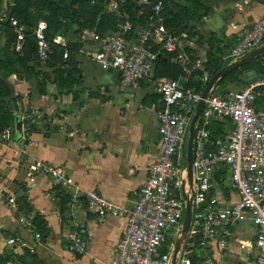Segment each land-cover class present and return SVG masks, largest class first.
<instances>
[{
  "label": "crops",
  "instance_id": "crops-1",
  "mask_svg": "<svg viewBox=\"0 0 264 264\" xmlns=\"http://www.w3.org/2000/svg\"><path fill=\"white\" fill-rule=\"evenodd\" d=\"M172 1L180 7L186 4ZM199 2V12L204 7L207 11L197 20L180 19L181 31L174 32L186 33L180 39L189 51L188 60L197 59L195 66L204 65L209 51L232 44L242 27L264 13V0ZM185 23L193 25L190 31L183 29ZM94 44L81 42L70 60L44 69L51 76L45 93L16 73L6 76L11 93L5 103L15 124L17 114L21 120L20 131L14 125L0 133V257L8 258L6 264H110L112 246L126 218L85 212L84 203L69 198V186L51 176L47 165H61L81 187L96 188L115 204L132 206L148 165L157 156L160 132L151 108L155 87L148 80L137 87L124 85L117 70L102 68L86 54ZM204 67L200 77L208 75ZM55 68L62 72L61 86L54 80ZM229 177V172L214 175L213 190L233 201L238 195ZM75 218L86 224L87 247L82 253L69 240ZM256 232L251 218L238 220L222 233L227 246L220 249L214 240L207 254L222 264L245 258L253 248L240 243L250 242ZM9 235L17 243H7Z\"/></svg>",
  "mask_w": 264,
  "mask_h": 264
},
{
  "label": "built area",
  "instance_id": "built-area-1",
  "mask_svg": "<svg viewBox=\"0 0 264 264\" xmlns=\"http://www.w3.org/2000/svg\"><path fill=\"white\" fill-rule=\"evenodd\" d=\"M137 2L151 4V12L143 23L134 24L132 15L121 9L114 29L90 33L89 41L95 44L85 51L102 68L117 70L124 85L137 87L140 81L148 80L159 93L157 101L151 104L160 132L157 156L148 165L147 177L138 188L134 204L117 205L98 189L81 187L61 165H47V169L57 181L69 186V198L83 202L85 212L99 217L120 215L126 218L124 229L112 246L110 264H170L189 195L192 196V217L178 250V264L190 262V244L194 238L204 250V264H222L207 254V248L216 240L219 248L224 249L227 240L222 233L227 232L228 225L246 217L257 225V232L250 242H241L240 246L252 247L253 251L248 250L245 258L226 264H264V75L226 94L210 90L203 98L195 122L190 184L185 141L208 75L201 77L202 88L197 90L183 87L179 77L153 76L155 60L162 50L176 51L173 61L188 62L180 39L186 33L178 35L165 26L160 14L162 0ZM9 21L16 32L14 48L20 49L24 25L14 15L9 16ZM45 27V21L40 20L33 28L37 55L42 61L50 52ZM235 37V43L222 53V62L237 59L264 42V13L252 24L242 27ZM52 42L63 47L62 57L66 58L69 49L65 38L56 34ZM223 119H229L232 127L222 136L212 138L210 126ZM225 163L230 168V186L238 195L233 201L213 190L215 171ZM85 229V221L75 218L69 240L79 253L87 247ZM35 235L37 241L42 240L39 231ZM6 242L15 244L17 239L9 235Z\"/></svg>",
  "mask_w": 264,
  "mask_h": 264
},
{
  "label": "trees",
  "instance_id": "trees-1",
  "mask_svg": "<svg viewBox=\"0 0 264 264\" xmlns=\"http://www.w3.org/2000/svg\"><path fill=\"white\" fill-rule=\"evenodd\" d=\"M76 1L77 0H71L72 3H75ZM155 1L157 0H151V2ZM21 2V0H17L11 6V10L12 12H14L11 13V15L17 17L19 23L24 25V40L20 49H15L12 45L13 40L16 38V32L13 30L12 26L10 25L6 29L0 27V133L6 127H14L15 125L14 115L5 103L7 101L6 97L11 93V88L6 81V76L10 73H16L19 77L31 80L35 83L37 90L40 93L46 92L47 80H50L51 78L50 74L47 71L39 68L42 65L43 61L37 55V41L33 33V28L37 24V22H33L35 17L28 9L27 5ZM162 2L163 7L160 11V14L163 16L165 26L173 32L181 31L180 28H177V25L179 24L178 21L180 19L197 20L202 16L203 13L207 11V8L204 7V11L199 12L200 7L202 6V3H200L199 0H186V4L181 7L176 5V1L162 0ZM119 4H121L120 6L122 10H126L132 15L134 24L143 23L146 16L151 12V4H144L143 6L147 7L148 9H146L144 13L141 12L138 17L136 16V19L134 13L139 9L138 6H140L141 4H137L135 0H120ZM77 14H79V9L69 7V4L68 6H66L65 11L63 12V15L69 17V19L71 20H74V16ZM118 20L119 15L117 14L115 22L111 27L107 28L104 24L96 27L94 30L99 33H103L109 29H114ZM192 26V24L185 23L183 25V29H188L190 31V28ZM44 31L47 39L50 42V52L49 56L47 57L48 59L51 58L55 60L57 59V57H59L61 59V62H64V59L70 60L71 55L81 47V41L78 40L67 43L69 49L68 56L66 58H63V47L57 43L52 42L53 37L56 35L55 31H52L48 24H46ZM2 37H4L3 41H1ZM235 41L236 37L234 38L233 43H228L229 45L225 49L220 47L218 51L217 49L209 51L208 59L204 63V68L208 71V79L220 66L226 63L221 61V55L222 53L226 52L228 47L233 45ZM174 53H176V51L162 50L159 52V55L154 63L153 76H159L161 78L167 76L176 77L179 73L184 72L181 66L183 64L172 60V56ZM263 65L264 52L243 62L241 65L222 75L218 80H216L214 85L222 81L227 75L230 76V74L236 73L238 77V74L246 69H264ZM193 71V73L186 76L184 83L181 82V84L183 87H189L191 89L197 90L202 88V80L200 76L203 72V68L194 69ZM52 74L54 75V80L58 83L57 85L61 86L62 84L60 83L58 77L62 75V72L60 73V71L55 68L52 70ZM259 75H264V72L260 73ZM246 83H244L242 86H244ZM158 97L159 93L153 92L152 99H155L157 101ZM210 127L211 137L215 138L217 136H222L228 128L232 127V123L229 119H223L221 121L213 122ZM228 172L230 174V168L229 165L225 163L220 169L215 171L214 175L224 177L227 176ZM37 222L39 223L40 221ZM7 260L8 258L6 256H1L0 264H6Z\"/></svg>",
  "mask_w": 264,
  "mask_h": 264
},
{
  "label": "rangeland",
  "instance_id": "rangeland-1",
  "mask_svg": "<svg viewBox=\"0 0 264 264\" xmlns=\"http://www.w3.org/2000/svg\"><path fill=\"white\" fill-rule=\"evenodd\" d=\"M17 0H0V27L7 28L10 26L9 16L12 12L11 6ZM21 3H25L28 9L31 11L35 17L33 22H38L40 20L45 21L49 25L52 31L56 34L62 35L67 43L71 41H81L84 45H89V35L96 28L104 25L108 28L111 27L116 19V15L119 14L118 11L121 10L120 0H77L72 3L71 0H21ZM138 4V0H135ZM115 2L117 6H115ZM79 9V14L74 16V20L69 19L63 15L66 6ZM125 8V7H124ZM127 8V7H126ZM138 10L135 11V18L138 17L142 12L144 13L147 7L141 5L138 6ZM162 16V15H161ZM137 19V18H136ZM81 22V23H80ZM4 37L1 38L3 41ZM16 39V38H15ZM15 39L12 42L14 46ZM229 44H223L222 48L225 49ZM187 55L189 51L186 50ZM61 59H45L42 65L39 67L41 69H47L53 64L61 63ZM189 62L183 63L182 68L183 73H179L176 77H179L182 83H184L186 76L193 73L194 69H202L201 66H195L194 63L198 62L197 59L190 56ZM196 61V62H195ZM182 64V62H180ZM264 66V65H263ZM205 69V68H204ZM263 68H250L245 72H240V74L232 73L227 75L222 81L213 85L211 91L226 94L232 90L240 88L248 80L255 78L260 73H263ZM187 141V140H186ZM185 141V142H186ZM191 246V260L188 264H204V250L202 251L196 243V238L194 242L190 244ZM202 251V252H201Z\"/></svg>",
  "mask_w": 264,
  "mask_h": 264
},
{
  "label": "water",
  "instance_id": "water-1",
  "mask_svg": "<svg viewBox=\"0 0 264 264\" xmlns=\"http://www.w3.org/2000/svg\"><path fill=\"white\" fill-rule=\"evenodd\" d=\"M264 52V42L260 45H257L238 57L237 59H234L232 61H229L222 66H220L207 80L206 84L203 86L201 91V98L199 99L193 116L191 118L189 129H188V136H187V142H186V168H187V178L189 183L191 184V174H192V156H193V136L195 132V122L198 118V115L202 109L203 106V98L207 95V93L210 91L211 87L215 84L216 80H218L222 75L226 74L233 68L241 65L243 62L255 57L256 55ZM16 119V129L17 131H20L21 129V120L20 115L17 114L15 116ZM192 217V196H187L186 199V205L184 209V215L182 218L181 225L179 227L178 236L175 239L172 255H171V263L170 264H178L179 263V255L178 250L180 247V244L182 243L183 239L187 235V231L191 222Z\"/></svg>",
  "mask_w": 264,
  "mask_h": 264
}]
</instances>
